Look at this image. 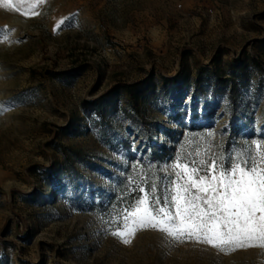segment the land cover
Returning a JSON list of instances; mask_svg holds the SVG:
<instances>
[{"label": "rangeland", "instance_id": "1", "mask_svg": "<svg viewBox=\"0 0 264 264\" xmlns=\"http://www.w3.org/2000/svg\"><path fill=\"white\" fill-rule=\"evenodd\" d=\"M25 4L36 5L34 15L0 7V264H264L258 248L224 255L191 243L168 246L153 230L137 232L129 245L111 234L142 195L139 187L151 192L155 182L157 195H167L178 161L198 160L196 152L202 157L206 149L227 161L264 142V0ZM236 66L250 78L242 110L230 111L227 97L214 100L206 83L211 105L220 102L207 116L194 94L196 78L205 69L214 81L215 72ZM179 77L181 102L158 98L140 104V113L119 89L148 82L161 88ZM113 93L145 125H159L154 143L166 142L170 157L155 153L123 109L103 120L84 106ZM246 115L252 120L235 134ZM72 151L92 164L75 162L78 174L69 178Z\"/></svg>", "mask_w": 264, "mask_h": 264}, {"label": "snow or ice", "instance_id": "2", "mask_svg": "<svg viewBox=\"0 0 264 264\" xmlns=\"http://www.w3.org/2000/svg\"><path fill=\"white\" fill-rule=\"evenodd\" d=\"M0 7L34 15L36 5L2 0ZM209 153L197 151L198 160L172 165L174 178L162 198L155 182L151 192L139 187L142 195L122 211L111 234L129 245L137 232L153 230L168 246L191 243L224 255L258 248L264 255V142H252L250 151L227 161Z\"/></svg>", "mask_w": 264, "mask_h": 264}, {"label": "trees", "instance_id": "3", "mask_svg": "<svg viewBox=\"0 0 264 264\" xmlns=\"http://www.w3.org/2000/svg\"><path fill=\"white\" fill-rule=\"evenodd\" d=\"M206 72L207 71L204 69L196 78L194 94L196 97L202 98V102L207 106V116L214 115V113L216 112V108L218 107L220 102L211 105V103L209 102V97L206 96V83L213 84L212 94L214 100L221 101L222 98L227 97L229 102L227 108L235 114H238L239 111L242 110L241 108L244 104L243 90L250 84V78L249 75L245 72V69L241 66H236L231 68V71L229 73L217 71L215 72L216 79L214 81H211L205 76ZM187 80L189 81L190 79L187 78L186 81ZM181 81H183V77H179L174 80H166V83L161 88L157 87V85L154 83L148 82L145 84H126L120 86L119 89L123 88L125 90V92L129 95L128 104L134 107L137 112L140 113V104L144 103V105L146 106L152 105L157 102L156 100L158 98L164 100V102L168 106L172 105V98H176V100H179L178 102H181V96L176 93L178 90L184 88V86L182 85L183 83L181 84ZM174 83H179V85L174 89L169 87V84ZM121 95L122 94L113 93L111 95L103 96L97 100H94L91 103L86 102L84 103V106L87 110L96 112L103 120H106V118L114 112L123 109L125 118L127 120H130L132 124H135L137 134L145 140L150 139L151 141H153L152 147L155 153L163 158L170 157L171 148H168L166 142L154 143L156 138L154 135V131L159 128V125L150 123H146L145 125V122L140 118H137L135 113L129 107L122 108L119 101L117 100V98ZM186 110L187 109H185L183 112H187ZM245 111L246 109L243 110V112ZM181 113L182 109L179 108L172 113L171 117L177 118ZM249 120L251 121L252 118L249 115H246L241 123H237L236 131L234 133H241L243 131L244 124H246V122H248ZM148 126L152 127L151 133ZM161 133L163 135H169V137L172 138L175 142L178 140L176 133L173 131H168L166 128L161 129ZM118 134L119 133H113L107 135L108 137H115ZM125 142H127V140ZM73 156H75L76 158L74 159V161L72 160ZM75 162L85 163L88 165L92 164V162L86 159V157H84L82 153L72 151L69 156L68 167L64 171L65 173L71 172V174L69 173L70 175H68L69 178L73 176V174H78V171L74 168ZM70 182L72 183L73 181L70 180Z\"/></svg>", "mask_w": 264, "mask_h": 264}]
</instances>
